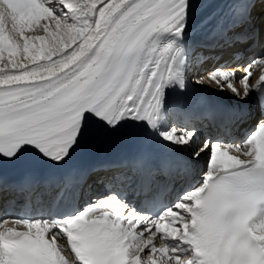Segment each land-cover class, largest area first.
I'll return each instance as SVG.
<instances>
[{
    "label": "snow or ice",
    "instance_id": "snow-or-ice-1",
    "mask_svg": "<svg viewBox=\"0 0 264 264\" xmlns=\"http://www.w3.org/2000/svg\"><path fill=\"white\" fill-rule=\"evenodd\" d=\"M230 5L212 46L264 41V0ZM61 6L58 17L51 8ZM188 12L189 0H0V169L26 153L59 165L125 121L155 130L164 89H183L187 68L183 48L157 41L182 38ZM255 67L264 56L239 65V80L222 66L196 83L210 79L242 101L256 93L264 109ZM194 135L161 133L179 146ZM205 152L202 184L156 216L112 196L58 220L0 221V264H264V118L242 143L205 140L196 155ZM65 239L75 261L62 255Z\"/></svg>",
    "mask_w": 264,
    "mask_h": 264
},
{
    "label": "bare ground",
    "instance_id": "bare-ground-1",
    "mask_svg": "<svg viewBox=\"0 0 264 264\" xmlns=\"http://www.w3.org/2000/svg\"><path fill=\"white\" fill-rule=\"evenodd\" d=\"M50 2L54 3L55 0H50ZM232 2L233 0H199L189 9L188 27L185 29L182 38L164 34L160 36L157 41L158 46L161 47L172 45L173 47L183 48L186 56L187 68L183 89H181L178 82H173L164 89L162 108L163 119L158 122L155 130L150 129L148 126L147 133L157 144L164 146L172 152L180 154L182 166L187 167L189 173H191L190 190L202 184L204 173L207 171L208 154L205 152L201 153L199 156L196 155L205 140L211 141L220 138V140L223 141L222 144H226V141H229L228 144L242 143L254 130L256 122L260 118H264V114L259 113L258 109L254 106L256 93H252L246 101H242L236 98L230 90L225 89L224 91H220L215 82L210 81V79H205L202 83H196V80L201 77H207L208 73L222 66L228 69H235L236 79L239 80L243 75L242 70L238 68L239 65L247 64L253 58L264 56V41L259 39L250 43H244V45L239 44L229 50L214 48L212 46L213 44L210 43L211 41L209 42L211 39L213 42L216 24L222 18H231L230 4ZM51 10L58 17L64 12L62 6L60 8L53 7ZM229 25L230 24H227L226 26ZM28 34H31V32ZM206 41L207 43H205ZM250 48L252 51L246 52V50ZM237 51H240V55L245 56L244 61L241 60L243 58L236 57L235 53ZM214 53L218 54L220 57L217 61L213 60L214 56L212 54ZM5 56L7 57V53H5ZM253 72L256 79H258L259 76L264 73V67H255ZM213 100L230 101L234 106H243L244 109H246V111L242 110V112L235 115L233 127L230 128L229 132L213 133L207 123L208 119H202L200 124L195 126V135L189 144L179 146L163 139L161 133L169 131L172 127L187 130L185 125H181L179 122V115L183 113V110H188L194 115L202 116L209 111L200 105ZM136 127L137 123L125 121L118 130L106 134L99 139L85 141L72 153V155L92 148H102V151L96 155L95 158L100 161H107L111 157L130 152L132 144L138 134H140ZM204 134L207 137H205ZM47 163L54 164L50 161ZM116 173L117 172H96L94 174L92 180L89 181L87 187H85V190L92 196L87 204L103 199L98 194L100 187L122 190H128L132 187L131 183L120 181V177L130 174V169L123 170L122 173ZM96 183L99 185V188H96ZM19 198L20 197L13 192L1 193L3 209L0 221H6V227L14 226L15 208L18 206V202H14L13 199ZM170 205L171 204H169V206ZM37 220L42 221L41 219H36L34 221ZM141 227H143L142 223L138 225L134 231L138 232ZM17 230L26 229L24 225L21 224L17 227ZM64 249L62 255H65L66 259L70 262L75 261L74 255L68 248L66 239Z\"/></svg>",
    "mask_w": 264,
    "mask_h": 264
},
{
    "label": "rangeland",
    "instance_id": "rangeland-1",
    "mask_svg": "<svg viewBox=\"0 0 264 264\" xmlns=\"http://www.w3.org/2000/svg\"><path fill=\"white\" fill-rule=\"evenodd\" d=\"M231 18H222L217 24H216V32L221 28V27H226L227 24H230ZM215 32V33H216Z\"/></svg>",
    "mask_w": 264,
    "mask_h": 264
}]
</instances>
